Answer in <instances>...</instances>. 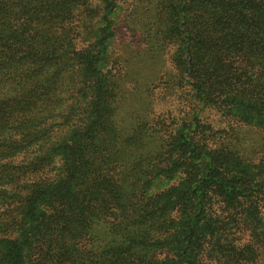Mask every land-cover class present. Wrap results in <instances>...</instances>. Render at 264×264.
I'll use <instances>...</instances> for the list:
<instances>
[{
	"label": "rangeland",
	"instance_id": "1",
	"mask_svg": "<svg viewBox=\"0 0 264 264\" xmlns=\"http://www.w3.org/2000/svg\"><path fill=\"white\" fill-rule=\"evenodd\" d=\"M58 7L53 22L59 27L63 23L62 30H47L28 49L33 56L60 53L53 61L59 66L53 70L57 83L51 85L56 88L48 102L51 114L33 141L50 150L40 162L48 165L43 176L58 173L64 154L56 148L70 140V156L78 157L81 146L109 148L89 159L91 177L116 180L124 174L131 179L127 238L121 241L111 232L101 257L82 262L110 264L108 256L128 249L124 256L131 264H182L183 244L190 237V251L197 253L194 264H264V91L249 95L259 71L263 74L258 84L264 78V62L257 64L264 52L258 43L261 31H254L250 45H241L253 53L245 50L255 64H242L235 71L232 61H226L232 67L219 72L226 93L220 100L201 101L192 88L199 61L187 57L183 35L189 20L175 0H68ZM202 12L196 10L194 17L210 40L216 35L208 34ZM244 12L235 11V23L244 20ZM39 27H46L45 22ZM75 30L83 40L94 33L93 41L106 45V57L94 66L96 73H82L79 55L61 53L69 50ZM206 59L203 55L200 64ZM32 119L27 132L37 125L38 118ZM185 131L194 133L252 188L245 198L230 205L212 202L196 219L200 210L191 191L208 168L198 153L194 162L182 154ZM4 201L0 199V210L6 213ZM191 221H199L192 230ZM92 244L88 239L85 245ZM60 264L71 261L64 257Z\"/></svg>",
	"mask_w": 264,
	"mask_h": 264
},
{
	"label": "trees",
	"instance_id": "2",
	"mask_svg": "<svg viewBox=\"0 0 264 264\" xmlns=\"http://www.w3.org/2000/svg\"><path fill=\"white\" fill-rule=\"evenodd\" d=\"M175 1L183 7L189 20L183 24V35L188 40L186 55L192 59L197 57L199 61L192 85L194 96L201 101L220 100L226 89L219 72L232 67L225 62L232 61L235 71L242 64L247 67L255 64L245 53L248 48L241 45H250L257 29L261 31L258 43L264 48V0ZM67 2L0 0V199L9 203L2 204L6 213L0 210V264H60L64 257L69 258L71 264H84L82 261L87 257H101V246L108 234L116 232L123 241L131 226V179L122 174L116 180H104L101 175L93 178L88 172L89 159L104 155L109 148L81 146L76 157L68 154L72 144L70 140L65 141L56 148L64 154L62 167L51 178L43 176L48 165L40 164L50 150L44 149L43 143H33L37 130L42 128L41 122L51 114L48 102L56 89L51 85L57 83L53 70L59 66L53 61L60 53L33 56L28 49L33 39L42 38L47 30H62L63 23L59 27L53 21L57 20L56 11L61 10L58 4ZM198 9L203 10L199 14L206 19L204 26L208 34L213 32L215 38L207 40L203 30L197 27L194 13ZM235 11H245L241 23H235ZM43 22L46 27L41 29ZM81 35L75 30L69 50L61 53L79 55V65L85 68L82 73H96L94 66H99L106 57V45L96 39L93 41L94 33L85 40ZM50 40L47 39V44ZM82 44L84 48L78 49ZM253 49L251 46L250 51ZM203 55H207V59L200 64ZM257 60H260L257 64L264 62V52ZM258 73L252 80L254 86L249 89L251 98L264 91V87H260L264 78L258 84L263 73ZM34 115L38 118L37 128L34 124L27 132L31 122L34 123ZM181 138L182 154L194 162L198 153V158L208 168L191 191V199L200 210L196 219L212 202L230 205L249 194L252 188L240 182L223 159L197 141L194 133L182 132ZM36 154L39 155L35 160ZM17 191L19 194L14 196L12 193ZM93 192L95 195L91 198ZM14 197L20 201L16 203ZM198 223L191 221V230ZM88 239L93 240L92 247L85 245ZM194 244L201 247L200 243ZM191 245L189 237L183 244L182 264L196 261L197 253L190 251ZM126 251L128 249L121 250L105 260L110 264H131L124 256Z\"/></svg>",
	"mask_w": 264,
	"mask_h": 264
}]
</instances>
